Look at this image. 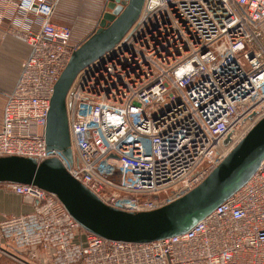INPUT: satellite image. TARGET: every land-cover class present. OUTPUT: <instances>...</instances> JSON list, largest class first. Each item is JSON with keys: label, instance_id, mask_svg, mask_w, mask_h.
<instances>
[{"label": "built area", "instance_id": "built-area-1", "mask_svg": "<svg viewBox=\"0 0 264 264\" xmlns=\"http://www.w3.org/2000/svg\"><path fill=\"white\" fill-rule=\"evenodd\" d=\"M4 3L31 51L6 98L0 157L57 158L108 207L144 213L181 199L264 118V0H145L121 41L74 81L69 161L44 135L77 48L72 31L47 0ZM1 185L33 207L0 222V258L14 264H264V160L189 231L141 244L88 232L37 186Z\"/></svg>", "mask_w": 264, "mask_h": 264}, {"label": "water", "instance_id": "water-1", "mask_svg": "<svg viewBox=\"0 0 264 264\" xmlns=\"http://www.w3.org/2000/svg\"><path fill=\"white\" fill-rule=\"evenodd\" d=\"M145 0H107L97 29L72 53L54 86L45 127L48 150L72 161L68 108L74 81L88 65L113 49L139 18ZM228 141L225 142L227 144ZM264 160V118L193 191L152 212L129 213L106 206L76 181L63 163L23 157H0V184H28L53 195L88 232L108 240L149 243L189 231L243 187Z\"/></svg>", "mask_w": 264, "mask_h": 264}, {"label": "crops", "instance_id": "crops-1", "mask_svg": "<svg viewBox=\"0 0 264 264\" xmlns=\"http://www.w3.org/2000/svg\"><path fill=\"white\" fill-rule=\"evenodd\" d=\"M54 5L52 19L56 24L67 26L72 31L71 42L78 46L98 27L107 0H47ZM6 4H0V14L5 18L0 27V129L7 95L13 90L19 77L22 63L30 55V47L12 32L19 20L12 17ZM22 16V15H20ZM19 16V17H20ZM29 29L38 31L37 19L24 22ZM13 28V29H14ZM33 211L31 204L22 197L5 192L0 184V222L5 218L22 216Z\"/></svg>", "mask_w": 264, "mask_h": 264}, {"label": "rangeland", "instance_id": "rangeland-1", "mask_svg": "<svg viewBox=\"0 0 264 264\" xmlns=\"http://www.w3.org/2000/svg\"><path fill=\"white\" fill-rule=\"evenodd\" d=\"M0 264H14V263L12 261H10L9 259H6L4 257H1L0 258Z\"/></svg>", "mask_w": 264, "mask_h": 264}, {"label": "trees", "instance_id": "trees-1", "mask_svg": "<svg viewBox=\"0 0 264 264\" xmlns=\"http://www.w3.org/2000/svg\"><path fill=\"white\" fill-rule=\"evenodd\" d=\"M80 44H81V43H80ZM80 44H79V45H80ZM79 45H78V46H79ZM78 46H77V47H78Z\"/></svg>", "mask_w": 264, "mask_h": 264}]
</instances>
